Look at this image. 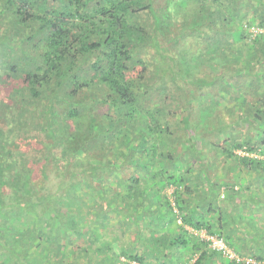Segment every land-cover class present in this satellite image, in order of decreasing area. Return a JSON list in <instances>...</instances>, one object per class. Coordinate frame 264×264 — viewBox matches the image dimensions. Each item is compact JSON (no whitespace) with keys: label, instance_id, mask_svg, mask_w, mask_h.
Here are the masks:
<instances>
[{"label":"trees","instance_id":"obj_1","mask_svg":"<svg viewBox=\"0 0 264 264\" xmlns=\"http://www.w3.org/2000/svg\"><path fill=\"white\" fill-rule=\"evenodd\" d=\"M160 1L163 9L158 7ZM177 10L181 11L185 23H189L196 13V26L190 28V33L180 32L173 40L178 42L185 37L190 40L197 33L202 45L207 44L206 48L213 46L225 57H233L236 59L234 65H238L213 80L203 78L192 84L205 89L227 76L246 106L250 102V88L242 89L240 79L250 77L255 80L248 87L264 79V74H257L259 67L264 66V0H0V68L6 75L4 80L0 74V264H65V250H77L73 234H84L69 225L71 216L65 212L59 199L67 182L62 178L56 191L52 190L51 172L55 174V170H59L63 158L65 176H84L87 182L94 180L108 187L101 172L108 164L101 161L106 158L116 161L113 151L116 144L127 141L129 146L130 134L140 140L128 147L123 165H135L141 174L157 181L155 185L160 187L153 189H156L154 197L160 203L164 201L168 208L167 212L156 209L155 218L150 217V220L166 227L170 219V222H176L178 229L174 236L158 239L164 242V248L159 245L157 248L161 246V250H149V254L158 251L160 256L169 259L170 250L194 245L199 251L205 249L195 264H204L210 257L213 260L223 258L215 251H207V246L185 229V226L204 228L225 239L219 229L221 219L206 221L205 206L196 207L187 199L196 193L189 176L195 162L201 165L202 179L210 185L209 193L203 192L199 200L201 204L211 203L221 186L212 184V178L208 176L209 161L203 159L205 155L198 148V123L193 122L188 113L192 103L184 84L187 81L178 77L173 66L178 63L165 54L167 50L160 39L162 29L171 26L170 21ZM143 14L151 16V24L141 19ZM252 27L262 32L253 35L250 32ZM150 49H154L157 56H152ZM14 80L22 83L12 91L10 98L5 97L11 101L6 103L2 97V85ZM257 102L263 108L249 107L248 113L254 112L255 121L264 125V96ZM57 104L61 105L66 119L87 117L90 121L85 129L87 136L77 149L67 146V139L72 136L66 123L62 128L66 131L64 136L52 128ZM99 107L105 109V113L95 112ZM120 107L129 111L124 118H117ZM179 111L188 114L178 121L177 130H173L170 120L181 113ZM250 119L251 116L246 115L240 123L250 124ZM230 128L226 125L216 131ZM207 132L203 130L200 134L203 137ZM38 134L47 139L43 142L45 149L39 148ZM227 143L230 147L223 149L218 143L213 145L247 172H256L257 176L264 178V138L260 144H254L249 138L239 142L232 135ZM179 146L184 147L181 152L177 151ZM45 150L47 157L36 176L30 153ZM241 150L248 155L240 156L238 151ZM136 155L139 157L133 164ZM145 158L147 160L143 162ZM85 162L87 165L81 173L68 170L70 165L84 166ZM116 168L110 167L108 172L115 174ZM132 178L121 196L124 204L128 199H138L143 193L141 178L137 175ZM227 186L236 193L235 185ZM88 187L97 193V187L91 184ZM168 187H175L172 196L163 194L162 190ZM65 189L69 191L70 187ZM107 192L99 188L102 195L100 207L105 205L107 208L102 211L103 208L88 206L87 212L97 209L100 211L97 217L101 218L104 214L101 228H105L108 221V210L119 212L133 225L135 221L130 208L127 211L115 208L113 200L106 199ZM138 203L145 213L151 211L143 202ZM178 216L184 225L177 223ZM228 244L241 256L248 257ZM256 245L257 253L261 250L262 254L249 256L256 264H264V243ZM89 248L84 251L88 252ZM97 248L98 252L103 248L111 254L113 252L112 244ZM122 257L126 259L122 264H151L139 253L122 252L119 258ZM167 261L157 264H175L172 260ZM104 263H107L105 257Z\"/></svg>","mask_w":264,"mask_h":264},{"label":"rangeland","instance_id":"obj_2","mask_svg":"<svg viewBox=\"0 0 264 264\" xmlns=\"http://www.w3.org/2000/svg\"><path fill=\"white\" fill-rule=\"evenodd\" d=\"M157 4L158 7L163 9L164 5L161 3V1ZM173 12H171V16ZM164 13L167 15V10L164 11ZM180 13L181 11L177 10L170 21L171 26H166L162 29L160 33V39L162 46L167 50L165 54L172 57L178 63L173 65L175 72H177L179 75L178 77L187 81V83L184 84H186L185 88L191 96L190 102L192 103V105L189 107L188 113L192 115V121H197L198 123L196 126V140L198 143V148L205 155L203 159L209 161L210 168L208 176H211L213 185L221 186L219 191H217L220 204L224 203L223 201L225 200V195L227 196L229 193H231L229 186H227L229 184L235 185L237 190L236 193L238 194L245 191L244 187H249L250 189L248 192L259 197L261 202L264 204V178L257 176L256 172H247V170H244L238 162L229 158L225 153H223L225 154L223 155L222 150L219 152V149H216V146L213 145L215 142L221 146V149L230 147V144L227 143V140H229L232 135L236 136L239 142H243L244 140L246 141L249 138L252 143L260 144L259 142L261 138H264V125H262V122L259 120L255 121L253 117L254 112L248 113V110L249 107L254 109L263 108L262 104H259L257 100L264 96V79H262L261 82H257L252 87L248 86L252 81L255 80H252L250 77L240 79V85L242 89L245 90L247 88H252L251 90L249 89L250 102L246 106L243 105V98L239 97L240 94L237 92L236 86L234 87L233 84L231 85L232 82L227 76L223 80H216L215 86L213 87L202 89L197 85H193V81L203 78L213 80L217 76H222L223 71H227L230 68H236L238 65H234L236 59L233 57H225V55L216 51L213 46L206 48L207 44L202 45L200 43L202 41L199 37H197V33H194L192 35L193 39L190 40L188 37L179 39L178 42L175 41L176 39L173 40V38L176 37V35L180 32H186V34L187 32L190 33V28L194 25L196 26V22L194 21L196 13L191 16L189 23L184 22V19L180 16ZM141 19L148 24H151L153 21L151 16L146 14H143ZM250 32L251 34L255 35L256 33H259V30L252 27ZM155 52L156 51L154 49L149 50V53L152 56H157ZM157 59L159 58L157 57ZM157 61L159 62L160 60ZM258 71L259 72L257 74L259 76L263 75L264 66L262 68L259 67ZM4 73L5 72H3L2 68H0V74L5 80L6 75H4ZM19 83H22V81L17 82L14 80L5 86L2 85V97H4V101L6 103H10L11 101L5 100V97L10 98L12 91L19 85ZM252 93L254 94L253 96H255L254 98ZM84 101L87 102V100ZM119 109L117 110L118 113H116L117 118H124V116L129 113V111L124 107H120ZM97 111H100V113H105V109L101 107H99L95 112ZM179 112L181 113L175 115L173 118H171L172 120H170L171 126L173 125V130H177L176 124L178 121H180L184 115L188 114L187 111ZM62 113L63 111L61 105L57 104L52 118V128L56 133L60 132L64 136L66 131L62 130V128L64 125L63 123H66V125H68L71 129L70 135L72 136L71 139H67V146L69 149H77L87 136L85 129L86 126L90 124V121L87 117H81V119L74 120L66 119ZM246 115L251 116L249 121L250 124L242 125L240 120ZM226 125H230L232 128L223 132L216 131L218 127L220 128ZM203 130H208V132L207 135L205 133V135L202 137L200 132H203ZM177 133H179V131H177ZM38 136L41 140L39 148H44L45 143L43 144V142H47V139L42 134H38ZM129 137V141H131L129 146H132L136 142H139L138 140H140V138L133 134H130ZM49 142L52 143L53 141L49 140ZM129 146L127 141H123V143L120 145L119 143L116 144L115 149L113 150L117 156L116 161L115 159L113 160V158H106L101 161L102 163L105 162L108 164V167L105 166V170L101 171L105 177L104 183L107 184L108 187H103L101 186L102 184L94 180L93 182L91 180L87 182L84 176L79 175L78 178L65 176L63 174V169L66 164L63 158H61L62 161L60 163L59 170H55L56 175L51 172L52 178L50 179V183L53 187L52 190L57 189L62 178L65 183L67 182L66 186L63 188L64 190L60 192L59 199L65 212H69L68 215L71 216L69 225H72L73 229L84 234L82 236L73 234V241L75 240L76 242L75 247L77 250L74 252L72 249L71 251L68 250L69 248L65 250L67 254L65 264H122L126 262L124 257L121 259L119 258V255L122 252L129 254L139 253L144 257V259H146L147 262L151 264H157L161 261L168 263L167 260H172L175 264H195L197 260L192 254V250H190V248L170 250L169 254L171 257H169V259H163L158 251L157 253L155 252L153 254H149V250L152 251L162 249L164 242L158 241V239L165 238L166 235L169 237L174 236L177 234L178 229L176 222H170V219L166 222V227L159 226L158 222H153L150 220V217L155 218L154 212H157L156 209L159 211L161 210V212H167L168 208L164 204V201L160 203L157 200V197H154L156 189H153L157 187L159 189L160 187L159 184L155 185L157 181L150 179L145 174H141V170L135 165H123V161L126 159V155H128ZM183 148V146H179L177 151L181 152ZM30 155L32 156L30 157V160L34 162L32 167L35 169L34 172L37 176L39 174V169L41 168L40 165L43 164L44 158L47 157V152L46 150L39 153L34 151L30 153ZM58 156H60V150H58ZM138 157V155L133 157V164L136 162L134 160ZM253 157L257 158L258 156ZM146 160L147 158L142 159L143 162ZM74 163L75 162H72V164ZM86 165V162L84 166L81 165L76 167L74 165H70L68 170L71 172L81 173ZM115 166L117 167L116 170H114L115 174L108 172L110 171V167ZM51 167L53 166H50V168ZM157 167L159 168V165ZM57 172L59 173L57 174ZM134 175H137L141 178L142 182L140 184V190L143 193H140L138 199H128L126 204H124V201H121L123 197L122 194H125L126 184L131 182L130 180L133 179L132 176ZM189 176H191V187L194 188L196 192L193 194V196H189L187 198L189 202L192 203L194 201L200 200L202 198L203 192L206 190L209 191L210 185H208L205 179H202L201 165L196 162L194 163V167ZM70 178L72 180H70ZM76 183H78L77 186ZM89 184H91V186L94 188L97 187V193L93 192V190L88 187ZM66 187H70V190L65 191ZM100 187L108 190L107 194H105V197H107V200H113V206H115V208H119L124 211H127L128 207L130 208V211L133 213V220L135 221V223L132 222L133 225L128 223L129 221L127 222L124 219V216L119 212L109 211L106 209L108 210L107 213H109L108 221L105 223V228H101L104 214L102 218L97 216L98 212L100 213L99 210L103 208V211L106 206L103 205V207H100L102 206V195L99 194ZM172 188L173 187H168L163 189V194L171 196L170 193ZM184 195L187 197L186 192ZM223 196L224 198H222ZM139 201L143 202L146 205L145 207H148L151 211L145 213L143 208L139 207ZM88 206H95V208H98L99 210L94 209L91 210V213H88V210H86ZM149 213L151 214L149 215ZM256 215H258L255 216L256 221H258L260 218H263L264 222V211H260L256 213ZM94 216L96 217L94 218ZM244 219V221H247L246 219L248 218L244 217ZM93 234L98 237H94ZM108 244L113 245V252H115L116 255H113V252L112 254L109 253L106 248H103L101 252L97 251L98 246L104 247ZM159 245L162 247L160 246L158 249L157 247ZM87 247H90V250L85 252L84 249ZM179 252H182L181 255H179ZM249 255L252 256V254ZM104 257L107 259V263H104ZM117 257L119 258V261L117 260ZM224 261L227 264H231L229 261H226V259H224Z\"/></svg>","mask_w":264,"mask_h":264},{"label":"crops","instance_id":"obj_3","mask_svg":"<svg viewBox=\"0 0 264 264\" xmlns=\"http://www.w3.org/2000/svg\"><path fill=\"white\" fill-rule=\"evenodd\" d=\"M248 188L249 187H244L245 191L242 193L240 192L239 194L234 192L229 193L232 197L227 195L223 204H220L217 193L215 194L214 199L211 198V203L210 201H206V204H201L198 200L191 204H195L196 207L205 206V212H207L206 221H212L213 218L221 219L222 226L219 229L228 243L234 245L237 249H240L244 254L246 253L248 255L252 254L256 256L262 254L261 250L257 253L258 247L256 244L264 243V222L263 218L256 221L255 216H258L256 213L264 211V204L259 197L249 193ZM206 192L209 193L208 190H206ZM244 217L248 218L246 219L247 221H244ZM189 248L192 250V254L196 257V260L205 251V249H202L201 251L195 249L194 245H190ZM206 249L207 251L210 250L208 247H206ZM181 253L182 252H179V255H181ZM162 257L165 259L164 256ZM219 263L227 264L224 259L220 257H216L214 260L210 257L204 264Z\"/></svg>","mask_w":264,"mask_h":264},{"label":"built area","instance_id":"obj_4","mask_svg":"<svg viewBox=\"0 0 264 264\" xmlns=\"http://www.w3.org/2000/svg\"><path fill=\"white\" fill-rule=\"evenodd\" d=\"M259 32L262 31L259 30ZM238 154L240 156L248 155L243 150L238 151ZM174 190L175 187H173L171 190V196ZM222 198H224V196ZM172 205L177 215H179V210L176 203L174 202V199H172ZM177 223L179 225H184L183 220L180 216L177 217ZM185 229L189 232V234L197 238L199 242L205 244L208 249L219 253L224 259L228 260L229 262H235V264H256V261L252 257L241 256L229 246V244L223 237L217 234H212L207 229H196L191 226H185Z\"/></svg>","mask_w":264,"mask_h":264}]
</instances>
